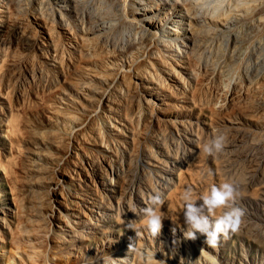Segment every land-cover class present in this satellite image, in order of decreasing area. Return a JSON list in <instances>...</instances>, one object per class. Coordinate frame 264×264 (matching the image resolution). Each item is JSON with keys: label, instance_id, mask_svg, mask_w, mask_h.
Listing matches in <instances>:
<instances>
[{"label": "rangeland", "instance_id": "374dc122", "mask_svg": "<svg viewBox=\"0 0 264 264\" xmlns=\"http://www.w3.org/2000/svg\"><path fill=\"white\" fill-rule=\"evenodd\" d=\"M22 15L18 16L20 21L17 20L16 23L18 26L22 23L19 28L33 40L37 37L33 36L36 33L30 23L33 18L28 11ZM9 35L4 37L9 43L0 41L3 53L0 71L5 69L10 52L18 54H11L10 59L13 57L20 60L29 59L34 54L32 47L25 48L23 43L20 44L24 47L19 45L14 35ZM3 57H7V60H3ZM175 69L179 68L175 66ZM204 70V66L201 69L199 67L198 79L186 87L168 76L165 80L167 86L159 90L160 99L153 100L155 107L138 106L134 99L131 101L128 98L129 101L126 97L117 96L111 103V111L105 110V117L98 118L97 125L94 120L90 123L92 125L85 126L87 129H82H86L84 135L76 139V144L73 142L78 148L72 149V158L67 157L65 162L68 164L62 163L64 166L60 164L65 173L66 168L76 169V173L71 176L82 190L86 188L94 201L92 204L95 201L98 203L96 206L93 204L90 211L80 206L82 201L79 198H71L76 202L75 207L83 213L71 217L74 221L82 222L77 228L79 234H73L64 221L54 217H47L50 221L48 230V220L45 221L40 216L45 211L48 214L51 206L56 208L53 215H58L57 210L63 214L71 206L64 202L61 190V185L71 184V176L58 175L49 166L50 160L65 151L68 145V126L73 125L65 113L68 110L66 100L59 101L57 98L60 96L58 83L49 85L41 79L32 82L22 79L17 88H13L12 83L9 86L1 83L0 264H64L66 260H80L79 264H84L87 259L96 261L100 254L112 257L108 264H138L136 250L139 246L154 252L157 255L154 260L158 264H181V259L184 260L183 264H211L210 257L218 260L219 264H264V107L258 101L260 93L258 89L255 90V83L249 85L241 78L238 81L232 80L238 84L230 82L226 95L218 93L219 87L223 86L220 84H225L227 80L222 75H217V72H214L215 76ZM105 127L114 138L110 152L97 144V132ZM215 129H220L225 134L226 142L222 152L210 156L203 152V145L209 141ZM239 133L244 137L234 144ZM188 138L193 142H185ZM156 144H161L162 147L159 148ZM156 148L159 150L158 156L154 155ZM94 149L98 151V155ZM74 150L78 154L73 158ZM86 154L96 168H109L108 164L120 168L118 174L105 179L106 187H103L97 176L99 169L94 172L90 166L82 165ZM100 157L104 160H100ZM139 157L142 165L138 162ZM71 159L75 166L69 162ZM173 159L176 164L171 162ZM41 162L49 166L45 167V173L44 168H37L41 166ZM148 166H164L171 179L162 188H154L155 179ZM50 171L52 175L49 174ZM50 177L53 183L49 180ZM226 180L234 183L238 193L235 206L243 211L239 232L227 239L221 236L216 249L207 247L202 234L197 233L195 240L186 239L183 233L187 226L180 212L183 192L186 188H191L194 196L200 195L211 185H219ZM49 185L55 189L53 194L47 191ZM157 193L165 203L161 208L156 206V210L165 217L160 234L153 239L143 227L144 216L140 212L135 214L130 209L134 206L137 209L150 206L149 198ZM101 195H105L102 200ZM222 211L218 209L215 215L219 216ZM31 226L33 228L28 230ZM46 230L47 235L44 233ZM39 239L41 245L48 240L49 249L45 251V255H49L50 259L47 263H44L43 257L35 260L30 253L32 249L29 248ZM26 241L32 244H26ZM23 244L24 247L21 246ZM130 244L135 250L129 249ZM57 249L65 253V256H61Z\"/></svg>", "mask_w": 264, "mask_h": 264}, {"label": "bare ground", "instance_id": "6f19581e", "mask_svg": "<svg viewBox=\"0 0 264 264\" xmlns=\"http://www.w3.org/2000/svg\"><path fill=\"white\" fill-rule=\"evenodd\" d=\"M27 11L33 18V20L29 19L36 33L33 36H37L33 37V40L31 38L30 40L29 34L19 28L22 23H18L19 26L16 23L20 19L18 16ZM9 34L14 35L19 45L25 44V48L32 47L35 52L31 50L34 53L33 57L25 60L13 57L10 59L12 54L10 52L5 69L0 71V84L9 86L12 83L13 88H17L22 79H28L30 82L41 79L49 85L58 83L60 96L57 98L59 101L66 100L68 110L65 108L67 110L65 113L73 123L72 126L71 124L68 126L66 137L68 145L63 153H59L52 160L49 159L51 163L49 166L53 167L50 170L58 175L66 174L70 177L72 173H76V169L64 167L67 172L65 173L64 169L60 168V164L64 166L62 163H67L65 159L69 156L72 158V149L78 148L73 142L76 144V139L84 135L87 129L85 126L91 121L96 122L98 118L105 117L104 111L110 110L115 97L130 98L131 101L134 99L138 106L155 107L153 100L160 99L159 90L165 88L167 83L165 80L168 76L186 87L196 82L199 67L201 69V66H204L208 72L213 74L217 72V75H222L224 80H227L225 84L220 82L223 86L219 87L218 93L226 95L229 92L228 86L229 88L231 86L230 82L235 79L238 81L241 78L249 85L255 83V90L258 89L260 93L258 101L261 107H264V0H0V41L7 42L4 39ZM2 54L0 50V58ZM175 66L179 69H175ZM219 80L221 81L220 76ZM84 127L86 129L82 130ZM100 130L97 132L99 139L97 144L110 152L114 138L106 127ZM242 137H244L242 133H239L233 141L234 144L240 142ZM185 142L190 144L193 140L188 138ZM158 144L157 147H162ZM93 151L95 154L98 152L95 149ZM157 151L158 148L155 156ZM77 154L74 150L73 158ZM86 156L83 164L81 162L80 164L90 166L94 172L99 169L97 176L100 177L103 187L107 186L105 179H111L114 174L120 172V168L114 164H108L109 168L104 166H100L101 169L96 168L89 155ZM167 156L171 158L169 154ZM100 160L104 159L100 157ZM172 161L176 164L174 159ZM69 162L74 165L72 159ZM138 162L142 165L140 157ZM42 164L43 162L37 168H44L43 173H45L47 165ZM148 167L151 176L155 179L154 188H162L163 184L171 179L168 169L164 166ZM51 171L50 175H52ZM51 177L50 181H52ZM71 180V184L61 185V190L64 202L74 207L70 206L63 214L57 210L58 215H53L55 206L48 207V214L43 211L40 216L43 220H48L46 223L48 230L50 221L47 217H54L64 221L73 234H79L77 228L82 222L74 221L71 217L83 213L75 207L76 202L71 198H79L83 203H79L80 206L90 211L92 206L98 205L96 201L94 205L92 204L94 201L86 188L82 190L72 176ZM54 190L50 185L47 186V191L51 194ZM104 196H100L101 200ZM49 202L51 203V200ZM32 226L27 229H32L34 227ZM48 230L44 233L46 234ZM41 239L33 244L26 241V244H32V248L29 249H32L30 253L34 255L35 260L37 257H43L44 263H47L46 261L50 259L49 255H45V251L49 249L48 240L41 245ZM36 243L39 244L35 245ZM21 246L24 247V244ZM39 248L40 250H37ZM57 251L61 256H65L61 250L57 249ZM150 253L151 251L139 246L136 250L138 264H158L159 262L154 260L157 255L154 254L153 258ZM110 258L112 257L109 254H100L96 261L87 259L85 260L87 263L84 264H108ZM112 261L116 263L114 259ZM79 262L80 260H66L64 264H79ZM55 264L59 263L55 262Z\"/></svg>", "mask_w": 264, "mask_h": 264}, {"label": "clouds", "instance_id": "9594fccd", "mask_svg": "<svg viewBox=\"0 0 264 264\" xmlns=\"http://www.w3.org/2000/svg\"><path fill=\"white\" fill-rule=\"evenodd\" d=\"M225 142V134L220 129H215L209 141L203 145V152L210 156L218 154L224 150ZM208 174L211 175V172ZM237 194L234 183L227 180L219 185H211L206 192L195 196L191 188H186L182 194L183 204L180 211L183 214L184 224L187 226L183 233L184 237L195 240L197 233L202 234L207 247L216 249L221 236L227 239L230 235L238 233L243 211L235 206ZM197 201H201V203H197ZM164 203L162 197L157 193L149 198L150 206H145L142 209H137L134 206L130 209L131 212L135 214L140 212L144 216L143 227L153 239L160 234L162 220L165 217L157 212L156 206L161 208ZM218 209L223 211L219 216H216L215 213ZM173 223H177V221H173ZM129 249L135 250L132 244L129 245ZM150 256L154 258V252H151ZM183 261L181 259V264ZM211 264H219V262L212 258Z\"/></svg>", "mask_w": 264, "mask_h": 264}]
</instances>
